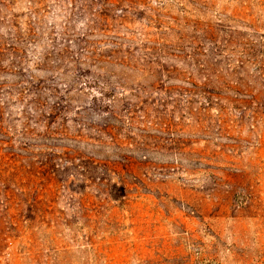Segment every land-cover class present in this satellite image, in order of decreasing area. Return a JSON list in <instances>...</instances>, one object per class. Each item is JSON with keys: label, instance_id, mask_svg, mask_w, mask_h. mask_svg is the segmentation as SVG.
Returning <instances> with one entry per match:
<instances>
[{"label": "rangeland", "instance_id": "374dc122", "mask_svg": "<svg viewBox=\"0 0 264 264\" xmlns=\"http://www.w3.org/2000/svg\"><path fill=\"white\" fill-rule=\"evenodd\" d=\"M0 264H264V0H0Z\"/></svg>", "mask_w": 264, "mask_h": 264}]
</instances>
